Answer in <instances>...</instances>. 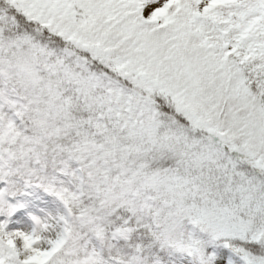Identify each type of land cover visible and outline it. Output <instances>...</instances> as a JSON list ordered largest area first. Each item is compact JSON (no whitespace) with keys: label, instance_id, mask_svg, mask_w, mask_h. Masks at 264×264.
<instances>
[{"label":"snow or ice","instance_id":"1","mask_svg":"<svg viewBox=\"0 0 264 264\" xmlns=\"http://www.w3.org/2000/svg\"><path fill=\"white\" fill-rule=\"evenodd\" d=\"M0 264H264V0H0Z\"/></svg>","mask_w":264,"mask_h":264}]
</instances>
